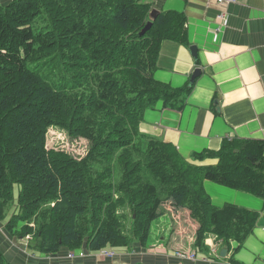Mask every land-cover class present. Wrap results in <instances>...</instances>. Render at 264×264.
I'll use <instances>...</instances> for the list:
<instances>
[{"label":"trees","instance_id":"16d2710c","mask_svg":"<svg viewBox=\"0 0 264 264\" xmlns=\"http://www.w3.org/2000/svg\"><path fill=\"white\" fill-rule=\"evenodd\" d=\"M151 11L144 0L0 4V218L16 202L7 229L36 237L35 251L145 243L173 196L199 221L197 249L215 234L234 255L255 228L259 210L214 204L204 182L264 200L262 140L225 139L193 153L214 160L199 164L140 131L147 110H182L194 87L155 78L162 43L190 42L184 12ZM50 126L84 137V158L47 148ZM0 264H12L1 249Z\"/></svg>","mask_w":264,"mask_h":264},{"label":"crops","instance_id":"0c3cea01","mask_svg":"<svg viewBox=\"0 0 264 264\" xmlns=\"http://www.w3.org/2000/svg\"><path fill=\"white\" fill-rule=\"evenodd\" d=\"M144 1L159 12H184L190 45L198 48L197 61L190 45L165 40L158 56L156 79L179 87L189 83L197 67L201 74L182 110L161 106L147 110L140 125L142 131L174 144L186 157L201 150H218L225 139L264 142V0L222 4L218 0ZM221 13H225L224 22L219 18ZM204 186L214 204L234 203L259 210L260 216L253 232L234 255L233 250L218 243L215 249L210 248L213 257H208L207 261L200 257L178 261L182 264H234L229 261L233 256L241 264H264V200L209 180ZM232 246L236 247L237 243L232 242ZM223 249H227L225 257L220 255ZM118 256L113 261L90 258L83 262L117 264L127 255L122 252ZM127 259L131 261L130 257ZM136 260L154 264L158 259L148 248ZM175 263L176 260L169 262Z\"/></svg>","mask_w":264,"mask_h":264},{"label":"rangeland","instance_id":"374dc122","mask_svg":"<svg viewBox=\"0 0 264 264\" xmlns=\"http://www.w3.org/2000/svg\"><path fill=\"white\" fill-rule=\"evenodd\" d=\"M9 1L10 0H0V4H5ZM140 131L143 137H146L147 139H157L164 141L160 138H156L155 136L147 135L142 131L141 127ZM46 147L60 148V150L67 152L72 158L76 160H81L84 158V156L88 153L89 148L88 142L84 137H72L69 135L67 130L58 126H50L47 129ZM192 155L189 157L183 156L190 161H193ZM193 162L199 164H209L213 163V160L206 159L203 161ZM17 190L18 186L16 185V191ZM176 199L177 198L173 196L164 204L166 205L165 207L168 208L162 210V213L165 214L153 221L150 238L147 242L143 243L136 239L133 241V243L131 242L127 246L118 249V252L112 248L109 249V252H105V249L94 252L89 250L87 245H84L82 249L80 248L77 254H74L72 251L68 252L69 249L66 246H62L58 251L52 253L35 251L36 249L34 247L30 248L29 245H36V237H34L32 241L30 234L20 236V234H16L8 230L7 222L10 220L11 215L17 211V204L14 202L9 208L8 212L5 213V217L0 218V249L3 251L7 260L12 264H87L86 262H83V259L94 258L96 261L101 262L110 260L113 261L114 259L117 260L119 258L118 254L122 252H126L127 256L121 260L122 262L117 264H127L123 262H128V264H148L145 263V261L143 262V260H136L140 256V253L148 248L154 252L156 258L158 259L154 264H169L170 260H176L175 264H182L183 262H179L178 259L181 261L187 259L193 260L196 259V257H200V259L207 261L208 257H213L212 253H210V248L215 249L218 243L222 242L221 240H218L215 234H210L205 239V246L208 247V251L195 248L194 244L197 237L198 228L200 226L199 221L192 217L189 209L177 207L179 203L175 201ZM158 211H161V209ZM185 218H187V222L184 221ZM174 219H176L175 222ZM183 222H185V225ZM21 225L23 224L20 223V226ZM31 225L34 226V223H31ZM180 253H183L185 256L182 257ZM192 254L193 257H188V255ZM202 254H205L207 258H204L205 256ZM127 257H130L131 261H128ZM229 261L232 262L231 259H229Z\"/></svg>","mask_w":264,"mask_h":264},{"label":"water","instance_id":"95a60500","mask_svg":"<svg viewBox=\"0 0 264 264\" xmlns=\"http://www.w3.org/2000/svg\"><path fill=\"white\" fill-rule=\"evenodd\" d=\"M159 11L156 10V9H153L151 11V17L153 18L156 14H158ZM152 25V21H148V23L146 24L145 28H144V31L147 30L150 26ZM190 50L193 54V56L198 60V48L196 45H190ZM201 74V69L199 67H197L192 75H191V78H190V81L188 83L189 86H192L195 81H196V78ZM227 253V249H223L220 253L221 256H224L225 254Z\"/></svg>","mask_w":264,"mask_h":264},{"label":"built area","instance_id":"2783aa9c","mask_svg":"<svg viewBox=\"0 0 264 264\" xmlns=\"http://www.w3.org/2000/svg\"><path fill=\"white\" fill-rule=\"evenodd\" d=\"M235 0H218V2L220 3V4H222V3H232V2H234ZM219 18L221 19V21L222 22H224V19H225V13H221L220 15H219ZM105 252H109V250L108 249H105ZM180 255L182 256V257H184L185 255H183V253H180ZM188 257H193V254L192 255H188Z\"/></svg>","mask_w":264,"mask_h":264}]
</instances>
